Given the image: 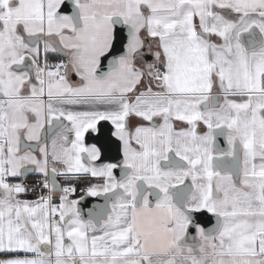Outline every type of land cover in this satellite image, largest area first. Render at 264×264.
Instances as JSON below:
<instances>
[{"label": "snow or ice", "instance_id": "1", "mask_svg": "<svg viewBox=\"0 0 264 264\" xmlns=\"http://www.w3.org/2000/svg\"><path fill=\"white\" fill-rule=\"evenodd\" d=\"M30 174L47 193L21 199ZM0 253L264 264V0H0Z\"/></svg>", "mask_w": 264, "mask_h": 264}, {"label": "water", "instance_id": "2", "mask_svg": "<svg viewBox=\"0 0 264 264\" xmlns=\"http://www.w3.org/2000/svg\"><path fill=\"white\" fill-rule=\"evenodd\" d=\"M67 11V9H65ZM107 61H105V64ZM99 134L95 133H87L86 134V143L87 144H96L101 149V158L98 163H116L121 159L119 153V142L115 140L114 137H111L110 133L112 130V126L110 122L101 121L98 123ZM217 143L220 148H224L225 142L223 137H217ZM115 175L119 177L120 170H115ZM83 200H80V197L77 200H80L78 207L81 209L82 214L85 219L88 218L87 213L89 209L96 204H103V197H90L85 194ZM205 215V216H204ZM203 217H207L206 226H211V223H214V218L210 217V214H203Z\"/></svg>", "mask_w": 264, "mask_h": 264}, {"label": "crops", "instance_id": "3", "mask_svg": "<svg viewBox=\"0 0 264 264\" xmlns=\"http://www.w3.org/2000/svg\"><path fill=\"white\" fill-rule=\"evenodd\" d=\"M57 58H58V55L49 54V62H52V61H54V60L57 59ZM75 79H76V78L73 76V77H72V81H75ZM132 123H135V121L132 122ZM35 176H36V177H35ZM37 178H42V177H40V176L37 177L36 174H30V175H28L27 177H23V178H21V182L25 183V184L27 185V187H28L29 184H32L33 181H34L35 179H37ZM58 178H61V177H58ZM42 179H43V178H42ZM90 179H91V178H89L86 182H81V183L84 184V185H88L89 183H96V184H102V183H103L102 180L97 179V178H92L91 180H90ZM92 181H93V182H92ZM62 185H63V184H62ZM20 198H21V199H27V200H35V199H37L38 197L31 195L30 192H27L26 194H21V197H20ZM72 199H78V198H72ZM0 258H5V257H4V254L0 253Z\"/></svg>", "mask_w": 264, "mask_h": 264}, {"label": "built area", "instance_id": "4", "mask_svg": "<svg viewBox=\"0 0 264 264\" xmlns=\"http://www.w3.org/2000/svg\"><path fill=\"white\" fill-rule=\"evenodd\" d=\"M57 59H58V58H57ZM57 59H55L54 61L49 62V63H53V62H55ZM40 179H42V178H40ZM40 181H41V180H36V179H35V180L33 181V184L38 185V186L40 187V189L43 191V193L46 194V193H47V190H46V189H43V188L41 187V185H40V183H39ZM61 186H63V185H61ZM84 187H87V186L84 185V184H80V183H78V184H77V191H76V193L73 194L70 198H79L80 196H82L84 193L81 191V188H84ZM54 202H55V203H58V202H59V201H58V195L56 196Z\"/></svg>", "mask_w": 264, "mask_h": 264}, {"label": "rangeland", "instance_id": "5", "mask_svg": "<svg viewBox=\"0 0 264 264\" xmlns=\"http://www.w3.org/2000/svg\"><path fill=\"white\" fill-rule=\"evenodd\" d=\"M58 179V181L59 182H61V181H63L64 180V178L63 177H61V178H57ZM92 179V178H91ZM90 179V180H91ZM36 180H42V179H40V178H37ZM93 182V181H92ZM88 186V185H87ZM28 188H29V192L31 193V195H33V196H36V197H39V196H42V195H45L44 193H43V191L40 189V187L38 186V185H36V184H29V186H28ZM70 199H72V198H70Z\"/></svg>", "mask_w": 264, "mask_h": 264}, {"label": "flooded vegetation", "instance_id": "6", "mask_svg": "<svg viewBox=\"0 0 264 264\" xmlns=\"http://www.w3.org/2000/svg\"><path fill=\"white\" fill-rule=\"evenodd\" d=\"M132 122H134V120L132 121ZM132 124H134V123H132ZM205 216V215H204ZM200 219L201 220H203L204 222H205V224H206V219H207V217H203V215L200 217Z\"/></svg>", "mask_w": 264, "mask_h": 264}, {"label": "trees", "instance_id": "7", "mask_svg": "<svg viewBox=\"0 0 264 264\" xmlns=\"http://www.w3.org/2000/svg\"><path fill=\"white\" fill-rule=\"evenodd\" d=\"M36 177V176H35ZM38 177V176H37ZM61 183L63 184L64 183V180L63 181H61ZM80 184H82V183H80ZM87 186V185H86Z\"/></svg>", "mask_w": 264, "mask_h": 264}]
</instances>
